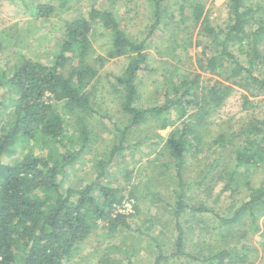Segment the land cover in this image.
<instances>
[{
  "label": "trees",
  "instance_id": "1",
  "mask_svg": "<svg viewBox=\"0 0 264 264\" xmlns=\"http://www.w3.org/2000/svg\"><path fill=\"white\" fill-rule=\"evenodd\" d=\"M9 1H20L22 7L30 8L25 0ZM166 1L149 0L150 33L160 25ZM228 2L229 22L224 30L203 24L215 51L207 60V67L212 69L228 62L226 80L236 79L235 82H242L256 95L264 92V77L255 73L259 64L264 63V52L259 49L264 35V5H246L244 0ZM32 9L37 17H45L53 10L47 3ZM191 9L193 21L203 22L201 5L193 3ZM93 21L110 31L107 58L128 57L123 72L113 77L122 92L120 107L127 116V124L115 125L117 142L98 160L96 177L81 188H64L67 169L88 146L92 135L85 117L96 113L88 91L96 70L87 62ZM236 45L245 56L244 63L232 51ZM145 47L146 38L132 40L110 11L92 8L88 17L64 22L59 51L51 63L25 56L11 67L0 63V264H67L78 254L80 244L89 237L98 220L106 222L110 233L128 229L125 213L118 210L125 199L122 189L103 184L100 178L105 167L127 148L124 142L131 129L147 122L158 129L165 128L171 111H177L179 118L186 117L182 127L173 128L163 142L167 154L177 161L174 170L181 187V160L202 143L198 128L204 115L228 96L234 84L231 81L223 88L216 85L204 88L198 75L183 76L165 89L161 105L139 107L135 81L139 72L147 70ZM52 102H62L76 114L74 140L66 137L64 121L53 111ZM215 141L220 145L226 142L223 134ZM232 142L229 186L241 169L245 171L264 162V121L248 120L232 134ZM140 143L136 141L133 146ZM19 147L25 150L21 157L9 163L2 161L3 157L15 155ZM248 191L247 197L229 214L219 215L205 204L189 205L185 191L177 190L172 209L176 237L170 254L165 255L155 238L144 233L155 243L153 264H170V259L182 258L200 264H244L245 255L236 244H222L202 258L184 251L179 219L188 212L212 213L217 218V227L228 231L239 227L245 216L251 218L252 225H257V217L264 215V178L259 186H248ZM132 196L130 193L129 197ZM240 248L245 249L244 244Z\"/></svg>",
  "mask_w": 264,
  "mask_h": 264
},
{
  "label": "rangeland",
  "instance_id": "2",
  "mask_svg": "<svg viewBox=\"0 0 264 264\" xmlns=\"http://www.w3.org/2000/svg\"><path fill=\"white\" fill-rule=\"evenodd\" d=\"M25 2L30 8L22 7L20 1L0 0L2 66H13L21 56L51 63L59 51L64 22L88 17L94 8L110 11L132 40L146 38L147 70L139 72L135 81L139 107L161 105L165 89L183 76L192 78L198 75L204 88L214 85L223 88L231 81L234 84L228 96L204 115L198 128L202 143L181 160V187L174 170L177 161L167 154L163 142L173 128L182 127L186 117L179 118L177 111H171L165 128L158 129L154 123L147 122L127 133L124 142L127 148L105 167L100 181L122 189L125 199L118 210L125 213L129 228L110 233L106 222L98 220L95 229L80 244L78 254L67 264H153L155 243L144 233L155 238L165 255L170 254L176 237L172 209L177 190L185 191L189 205L205 204L217 214L225 215L247 197L248 186L257 187L262 183L264 162L245 171L241 169L230 186L227 182V173L233 167L232 134L252 118L264 121V92L254 95L242 82L226 80L228 62L212 69L207 67V60L215 51L203 24L208 23L217 31L224 30L229 22L228 0H168L163 5L160 25L151 33L149 0ZM40 3L51 5L52 12L37 17L32 8ZM193 3L200 4L203 9L201 23H195L191 17ZM244 3L264 5V0H244ZM110 36L109 30L93 21L92 47L87 62L96 70L88 87L96 113L85 117L92 135L88 146L67 169L63 177L64 188H81L96 177L98 160L117 142L115 125L123 127L127 124V116L120 107L122 92L113 77L123 72L128 57L107 58ZM236 46L232 51L244 63L245 56ZM259 49L264 52V35ZM255 73L264 77V63L259 64ZM52 108L64 121L66 137L71 136L74 140L77 137L76 114L67 110L62 102H52ZM220 134L226 141L221 145L215 141ZM136 141L141 143L133 146ZM23 152L25 150L19 147L15 155L3 157L2 161L13 162ZM35 153H38L37 149ZM130 193L134 196L129 197ZM179 222L183 229L184 251L198 258L210 254L222 244H236L245 255L244 264H264V215L257 217L255 223L258 226L252 225L251 218L245 216L239 227L231 231L217 227V218L212 213H184ZM223 239L225 243H222ZM242 244L245 246L243 250L240 248ZM180 263L200 264L184 258L170 259V264Z\"/></svg>",
  "mask_w": 264,
  "mask_h": 264
}]
</instances>
